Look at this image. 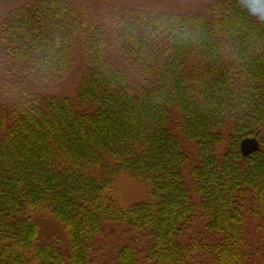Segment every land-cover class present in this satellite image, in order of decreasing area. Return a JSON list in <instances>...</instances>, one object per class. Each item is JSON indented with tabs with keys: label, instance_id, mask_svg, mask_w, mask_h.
<instances>
[{
	"label": "trees",
	"instance_id": "obj_1",
	"mask_svg": "<svg viewBox=\"0 0 264 264\" xmlns=\"http://www.w3.org/2000/svg\"><path fill=\"white\" fill-rule=\"evenodd\" d=\"M237 3L189 13L214 34L223 17L209 13L230 10L241 46L249 30L264 39ZM124 10L31 0L0 23L1 62L19 93L8 107L0 97V264H88L111 223L146 242L121 246L113 264H264V46L240 64L213 58L211 45L124 47L105 24ZM80 46L73 96L33 90L66 72ZM51 49L52 69L34 75L38 52ZM120 175L147 184L148 197L122 206L111 196ZM33 210L62 226L65 249L38 243Z\"/></svg>",
	"mask_w": 264,
	"mask_h": 264
},
{
	"label": "clouds",
	"instance_id": "obj_2",
	"mask_svg": "<svg viewBox=\"0 0 264 264\" xmlns=\"http://www.w3.org/2000/svg\"><path fill=\"white\" fill-rule=\"evenodd\" d=\"M237 7L245 16L264 24V0H238ZM209 15L217 20L223 17V23L217 25L214 34L208 32L204 16L177 10L163 0H141L122 12L114 11L105 19V24L124 47L136 48L144 43L164 42L182 47L211 45L213 58L219 56L237 64L243 63L253 49L264 46V39L251 30L244 44H239L235 37L244 29L230 10L216 8ZM221 28L223 31H220ZM245 47L247 52L242 50ZM37 55L33 74L49 72L55 59L54 49L38 52Z\"/></svg>",
	"mask_w": 264,
	"mask_h": 264
},
{
	"label": "rangeland",
	"instance_id": "obj_3",
	"mask_svg": "<svg viewBox=\"0 0 264 264\" xmlns=\"http://www.w3.org/2000/svg\"><path fill=\"white\" fill-rule=\"evenodd\" d=\"M31 0H0V23L5 14L15 6ZM77 3H85L93 11L109 12L110 9L129 8L141 0H71ZM210 0H163L168 6L185 12H199L204 10ZM106 6V7H105ZM85 62L83 47H79L75 59L69 69L59 75L56 79L34 83L33 90L42 94H54L59 96H73L79 76ZM16 78L15 72L7 73L0 58V97L5 100L6 106H10L19 97L17 91H11L9 82L13 83ZM23 87V86H22ZM20 89V87H18ZM2 131L0 132V136ZM225 147L222 143L221 150ZM149 188L147 184L129 178L127 175L118 176L111 191V196L122 206L145 200L148 197ZM31 216L38 225V243H53L66 248L65 232L57 220L50 214L33 210ZM254 218H248L246 224V236L249 245L255 246L258 240V232L255 228ZM200 226V225H199ZM134 243L138 250L145 247V239L125 225L111 223L98 239L97 252L91 257L88 264H113L118 249L126 244ZM30 264H36L31 262ZM140 264H143L140 262Z\"/></svg>",
	"mask_w": 264,
	"mask_h": 264
}]
</instances>
